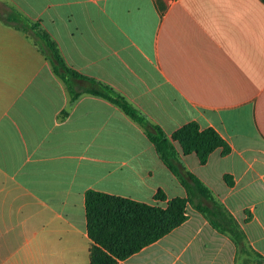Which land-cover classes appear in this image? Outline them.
<instances>
[{"label":"crops","instance_id":"obj_1","mask_svg":"<svg viewBox=\"0 0 264 264\" xmlns=\"http://www.w3.org/2000/svg\"><path fill=\"white\" fill-rule=\"evenodd\" d=\"M12 10L166 133L196 121L229 145L200 163L175 143L179 165L235 219L248 251L188 205L183 222L114 264H259L264 0H0V15ZM89 189L162 206L186 195L136 121L98 95L71 100L33 30L0 18V264H90Z\"/></svg>","mask_w":264,"mask_h":264},{"label":"trees","instance_id":"obj_2","mask_svg":"<svg viewBox=\"0 0 264 264\" xmlns=\"http://www.w3.org/2000/svg\"><path fill=\"white\" fill-rule=\"evenodd\" d=\"M0 18L18 28L33 30L44 45L45 55L54 73L66 84L71 100H75L82 93L98 95L116 104L136 121L153 143L163 163L186 190L185 196L177 195L167 200L164 192L158 190L154 197L158 201L166 200L164 206L87 190L84 205L86 230L91 240L90 264H114L165 235L187 218L188 205L203 213L215 229L227 233L234 240L239 252L248 251L243 233L235 219L211 195L208 187L194 173L179 165L177 159L179 152L175 143L183 154L194 152L200 163H205L210 152L217 147L221 148L223 154L227 153V141L213 127L200 128L196 121H190L170 134L166 133L110 86L68 66L55 41L37 23L28 22L15 10L0 15ZM77 78L84 79L89 84L76 88L73 80ZM197 197L207 199L209 203L202 204L196 200ZM257 262L264 264V259H258Z\"/></svg>","mask_w":264,"mask_h":264}]
</instances>
